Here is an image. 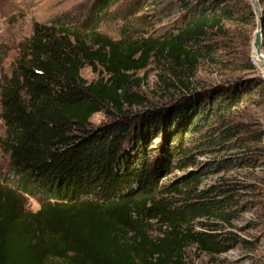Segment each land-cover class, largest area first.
I'll return each mask as SVG.
<instances>
[{
	"label": "trees",
	"instance_id": "obj_1",
	"mask_svg": "<svg viewBox=\"0 0 264 264\" xmlns=\"http://www.w3.org/2000/svg\"><path fill=\"white\" fill-rule=\"evenodd\" d=\"M119 1L91 0L82 13L35 23L11 76L0 82V147L17 178L0 185V264H183L189 244L217 255L246 243L218 231L220 222L234 228L248 207L236 208L240 185L197 192L198 183L189 188L197 176H186L179 181L185 193L172 189L183 194L176 204L161 199L169 193L161 181L176 164L192 162L195 146L244 148V140L229 144L240 130L223 119L254 92L264 94V80L201 91L188 75L211 57L205 42L213 32L230 21L255 24L254 11L241 0H178L185 13L174 31L140 39L123 31L114 40L99 28L117 18ZM145 2L132 1L122 17L138 14ZM258 2L264 26V0ZM153 59L168 64L182 89L167 103L152 104L133 91L139 87L134 75ZM87 66L101 69L97 81L82 78ZM99 112L111 120L94 128L91 118ZM216 119L223 120L219 128ZM153 138L161 143L152 149ZM251 138L264 142V130ZM238 158L231 164L252 162ZM25 195L40 197L38 211L25 210ZM150 220L167 227L163 237L144 228Z\"/></svg>",
	"mask_w": 264,
	"mask_h": 264
},
{
	"label": "rangeland",
	"instance_id": "obj_2",
	"mask_svg": "<svg viewBox=\"0 0 264 264\" xmlns=\"http://www.w3.org/2000/svg\"><path fill=\"white\" fill-rule=\"evenodd\" d=\"M132 1L120 0L113 8L117 18L102 23L99 32L114 40H120L122 32L126 31L132 38L140 39L174 31L182 23L185 10L181 11L178 0H147L138 14L124 19L122 16L126 5L132 4ZM90 2L91 0H0V82L5 76H11L14 64L33 34L35 23L51 24L55 19L67 14L82 13L87 10ZM241 2L248 12L254 11L252 0ZM256 29L257 19L255 24L225 22L223 32H213L205 42L212 47L211 57L202 59L196 69L188 75L192 87L203 91L251 77L264 80V64L255 55L253 48ZM248 65H252L254 71L248 69ZM168 68L165 61L153 59L147 69L134 75L139 87L133 91L145 96L152 104L167 103L173 94L178 96L182 89L178 87V81L173 78ZM100 70L94 71L87 66L82 70L81 76L91 83L100 78ZM170 83H174L178 88L170 87ZM110 120L105 112H99L91 118V124L97 128ZM223 120L229 127L240 130L229 144L244 140V148L232 147L230 151H224L219 146H195L190 152L194 156L192 162L187 166L183 163L176 164L171 174L162 179V186H165L169 193L161 199L179 203L183 194L173 192L172 189L177 186L178 191L185 193L188 187H183L179 181L186 176H197V181L189 186L195 188L198 183L197 192L229 181L240 185L241 189L236 197L239 203L236 208L244 205L248 207L238 212V218L233 222L234 228L220 222L218 231L234 233L239 237V241L244 240L246 243H239L229 252L217 255H209L199 250L197 245L189 244L184 250L183 264H264V142L260 143L251 138L252 134L264 130V94L254 92L252 98L229 112ZM223 120L216 119L213 126L219 128ZM4 137L5 126L1 119L0 106V139ZM153 140L152 149L161 143L160 139ZM243 155L252 157L250 165H245L244 162L231 164L232 160ZM13 175L9 157L0 147V185L5 183V178L16 181L17 178ZM24 201L26 211L36 212L40 209L39 196L25 195ZM148 225L144 228L148 229L154 239L163 237V231L167 229L157 220L148 221ZM193 226L195 230L202 229L197 222Z\"/></svg>",
	"mask_w": 264,
	"mask_h": 264
},
{
	"label": "water",
	"instance_id": "obj_3",
	"mask_svg": "<svg viewBox=\"0 0 264 264\" xmlns=\"http://www.w3.org/2000/svg\"><path fill=\"white\" fill-rule=\"evenodd\" d=\"M252 4L254 7V14L257 18V29L255 32L253 48L254 51L256 52V55H258L262 60H264V54H263L264 26L262 24V12L260 9V4L257 0H252Z\"/></svg>",
	"mask_w": 264,
	"mask_h": 264
},
{
	"label": "bare ground",
	"instance_id": "obj_4",
	"mask_svg": "<svg viewBox=\"0 0 264 264\" xmlns=\"http://www.w3.org/2000/svg\"><path fill=\"white\" fill-rule=\"evenodd\" d=\"M254 53L256 55V52H254ZM256 56L258 57V59L260 60V62L264 64V60H262L258 55H256Z\"/></svg>",
	"mask_w": 264,
	"mask_h": 264
}]
</instances>
